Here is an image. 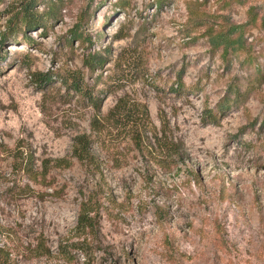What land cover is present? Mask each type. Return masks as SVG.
Instances as JSON below:
<instances>
[{
	"label": "rangeland",
	"instance_id": "rangeland-1",
	"mask_svg": "<svg viewBox=\"0 0 264 264\" xmlns=\"http://www.w3.org/2000/svg\"><path fill=\"white\" fill-rule=\"evenodd\" d=\"M227 1L0 0V264H264V0ZM122 96L167 121L170 158L102 120Z\"/></svg>",
	"mask_w": 264,
	"mask_h": 264
},
{
	"label": "trees",
	"instance_id": "trees-1",
	"mask_svg": "<svg viewBox=\"0 0 264 264\" xmlns=\"http://www.w3.org/2000/svg\"><path fill=\"white\" fill-rule=\"evenodd\" d=\"M229 1L231 0H228L227 2L229 3ZM29 5L30 3L27 4V6L22 7L21 9L23 11V13L21 12V19L24 21L25 26L33 27L37 24H45V20L47 18L46 14L48 12L39 15L36 13H30L28 11ZM49 9L52 10V7H48V10ZM73 35L79 36L78 33H74ZM6 36L7 34L3 33L2 39H6ZM219 43L222 44L223 52L225 54L244 48V44L242 43L240 38H237L235 41H232L229 37L221 40L217 35L215 36L216 46L219 45ZM235 43L237 44V46H235ZM103 60L104 56L100 52H92L86 57V62L90 68H94V66H100L103 63ZM74 87L77 91H82L79 83H77ZM92 100L94 101L93 104L98 107L100 104V98L95 96L92 97ZM127 101V96L118 98L114 106L108 110L105 116H103L102 120H110L112 125L126 129V132L129 135L130 139L138 147H141L145 144V138H147V136H145V132H151L153 141L149 142L148 147L160 154L161 159H163L162 157L170 158L172 156V153L174 152L175 143L168 136L165 130L167 121L161 118V127L159 130H156L154 125L149 122V115L146 105L138 103L129 105ZM96 122H101V119H96L94 121V124H96ZM71 152L72 156L76 157L78 160L93 163L95 157L94 153L92 152V140L89 134L84 132L75 134L72 137ZM165 162L166 164L170 163L169 160H165ZM55 163L57 165H61L62 163L66 165L68 164L67 159L65 158L55 159ZM15 166V168L25 171L30 178H35L37 174L43 175L46 171V169H43L41 172L33 170L31 155L28 156L27 154L24 157L21 156L20 160H16ZM93 211L94 209L90 204V201L87 200L80 203V208L77 216V224L75 227L77 235H81L86 229L92 228L94 222Z\"/></svg>",
	"mask_w": 264,
	"mask_h": 264
}]
</instances>
